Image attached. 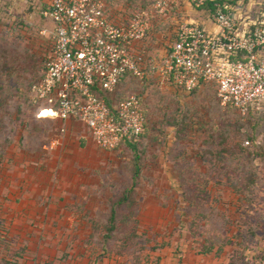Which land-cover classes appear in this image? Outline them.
<instances>
[{"label":"rangeland","instance_id":"374dc122","mask_svg":"<svg viewBox=\"0 0 264 264\" xmlns=\"http://www.w3.org/2000/svg\"><path fill=\"white\" fill-rule=\"evenodd\" d=\"M49 1L0 0V198L10 194L4 190L10 183V158L15 161L13 169L30 166L28 185L53 182L52 188L60 184L63 191L72 186L73 192L81 193L82 200L91 203L81 212L92 208L89 212L96 216V221H86L94 231L92 246L99 249L106 242L109 257L142 264L149 260L148 251L192 246L200 253L217 250L227 264H264V129L252 131L233 109L223 107L215 86L188 93L164 84L159 76L179 24L193 20L214 27L208 0H174L165 18L155 14L152 38L144 43L147 79L130 78L110 97L113 104L141 96L146 134L115 152L100 149L94 140L91 146L77 147L48 119L47 110L42 113L45 103L32 110L28 94L43 76L44 56L56 30L54 20L42 14L49 10ZM156 1L109 0V4L123 19L124 14L154 11ZM230 5L242 28L264 23V0H231ZM253 134L255 144L249 140ZM20 141L22 147L17 149ZM22 149L30 156L20 155ZM23 155L25 162L15 160ZM53 166L54 173H48ZM40 173H48V179L40 180ZM133 187L130 204L118 207L117 228L105 240L109 202ZM236 188L248 201L241 203ZM0 225L3 230L13 227L3 219ZM31 226L27 222L24 228ZM248 230L256 235L251 237Z\"/></svg>","mask_w":264,"mask_h":264},{"label":"built area","instance_id":"2783aa9c","mask_svg":"<svg viewBox=\"0 0 264 264\" xmlns=\"http://www.w3.org/2000/svg\"><path fill=\"white\" fill-rule=\"evenodd\" d=\"M173 2L157 0L154 11L121 19L109 0H51L42 14L54 20L56 30L46 76L33 88L46 104L42 113L80 121L104 151L138 142L147 130L140 96L112 105L107 97L116 96L130 78L147 79L142 44L150 39L155 14L165 18ZM234 11L230 4L216 3L210 16L217 28L213 32L193 20L179 24L159 76L188 93L213 85L223 107L246 116L264 112V23L242 28Z\"/></svg>","mask_w":264,"mask_h":264},{"label":"crops","instance_id":"0c3cea01","mask_svg":"<svg viewBox=\"0 0 264 264\" xmlns=\"http://www.w3.org/2000/svg\"><path fill=\"white\" fill-rule=\"evenodd\" d=\"M48 4L50 7L51 0ZM206 24L209 25V22ZM209 27L210 32L217 31L216 27ZM142 45L145 48L144 44ZM48 119H52L54 126L62 129V135L66 134L72 141H76L79 144L77 147L93 145L91 132L80 121ZM18 147L19 145L17 149ZM23 153L30 156L29 151L23 150L20 155ZM25 159L23 155L22 159L15 160L25 162ZM8 162L7 175H10V183L4 190L10 191V194L0 198V210L3 213L0 214V220H8L13 227L0 229V264H126L118 256L109 257L110 251L104 246L99 249L93 248L91 239L94 231L92 224L88 225L87 222L96 221V216L89 212L93 211L92 208L88 209L89 213L81 212L85 210L84 205L87 207L91 205L90 202L82 200L84 196L81 193L78 192L81 196L77 200L75 197L78 193L71 190L72 186L62 191L60 184L57 188L56 186L52 188L53 182H47L46 185H42L43 183L28 185L27 172L30 166L27 163L23 164V167L28 166L24 172L18 168L13 169L14 159L9 158ZM55 168L56 166H53L48 173L53 174ZM48 173L46 175L40 173V180L46 181ZM1 181L0 175V183ZM17 188L19 190H16ZM54 190H58L59 194L55 195ZM65 191L67 198L64 197ZM6 210H12L14 213H8ZM27 222L33 223L30 229L24 228ZM182 247L184 248L179 251L175 246H168L155 252L148 251L146 258L149 260H143L142 264H227L225 259L218 255L217 250L203 255L192 246Z\"/></svg>","mask_w":264,"mask_h":264},{"label":"trees","instance_id":"16d2710c","mask_svg":"<svg viewBox=\"0 0 264 264\" xmlns=\"http://www.w3.org/2000/svg\"><path fill=\"white\" fill-rule=\"evenodd\" d=\"M230 1L231 0H208V2H207V6H208V8H210L209 9V12H210V14H213V12H214V5L216 4V3H221L222 5H225V4H230ZM211 16V15H210ZM179 26V25H178ZM178 28V27H177ZM176 31H177V29H176ZM152 38V33L150 34V39ZM149 39V40H150ZM175 39H176V32H175ZM148 40V41H149ZM51 49H52V44H51V46L48 48V50H47V52H46V54H45V56H44V73H43V76H42V78L39 80V81H37V82H35L34 84H33V86L30 88V92H29V94H28V98H29V102L31 103V107H32V110H36V108H39V106L41 105V101L38 99V97L36 96V94L33 92V88H34V86H36V85H38L39 83H41L42 82V80L44 79V77L46 76V72H47V69H46V65H45V62H46V59H47V56H48V54L50 53V51H51ZM145 51V50H144ZM145 57H146V55H145ZM146 59H147V57H146ZM204 86H206V85H204ZM213 86V85H212ZM140 98H141V96H140ZM107 100H108V102H109V104L110 105H112V103H110V98L109 97H107ZM229 108H231V109H233L240 117H241V119H242V121L243 120H245V123H246V125L247 126H250L251 127V129H252V131H256V130H260V129H264V112H256V111H251V112H249V114L248 115H246V116H244V115H241L240 113H238L237 112V110H235L233 107H231V106H228ZM146 114V113H145ZM146 118H147V116H146ZM146 134V133H145ZM249 140L252 142V144H255V137H254V134L251 136V137H249ZM22 141H20L19 142V147L21 148L22 146H21V143ZM251 142H247L248 143V145L250 146L251 145ZM8 143H10V142H8ZM136 142H133V143H131V144H128V145H132V144H135ZM27 148L29 147V146H27V145H25ZM125 145H123L121 148H123ZM120 148V149H121ZM119 149V150H120ZM4 155V154H3ZM2 161H3V156L1 155L0 156V166H1V163H2ZM254 183V182H253ZM237 193H239L240 195H241V198H239V200L241 201V203H243L245 200H247L248 201V198L247 197H245V196H243V193H244V191H240L239 190V188H236V189H234ZM133 191H134V187L133 188H130L129 190H127V191H125L124 193H123V195L121 196L122 198H120L119 200H116V201H112V202H110V217L108 218L109 219V227H110V230H109V232L107 233V235L105 236V240L107 239V240H109L111 237H112V233H113V231H114V229L115 228H117V216H118V207L119 206H122V205H125L126 203L127 204H130V199H129V197H130V195H133ZM132 203V202H131ZM241 205V204H240ZM238 210V209H237ZM243 213V212H242ZM243 216H245V214H243ZM248 232V234L251 236V237H254V235H256L255 234V231H251V230H248L247 231ZM226 245H228V244H226ZM104 247L106 248V249H108L109 250V247H108V245L106 244V242H105V244H104ZM214 251V249L212 248V249H208V250H206L204 253H202L203 255H207V254H211L212 252ZM218 254H219V252H218Z\"/></svg>","mask_w":264,"mask_h":264},{"label":"bare ground","instance_id":"6f19581e","mask_svg":"<svg viewBox=\"0 0 264 264\" xmlns=\"http://www.w3.org/2000/svg\"><path fill=\"white\" fill-rule=\"evenodd\" d=\"M47 115H49V117H50V116H53V113H51V112L48 111L47 112Z\"/></svg>","mask_w":264,"mask_h":264}]
</instances>
